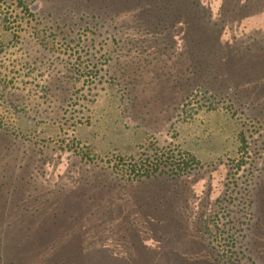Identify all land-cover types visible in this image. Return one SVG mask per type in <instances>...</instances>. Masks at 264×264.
<instances>
[{"label": "rangeland", "instance_id": "374dc122", "mask_svg": "<svg viewBox=\"0 0 264 264\" xmlns=\"http://www.w3.org/2000/svg\"><path fill=\"white\" fill-rule=\"evenodd\" d=\"M198 2L241 56L235 83L201 86L184 30L149 21L156 0H0L4 264L69 247L264 264V0Z\"/></svg>", "mask_w": 264, "mask_h": 264}, {"label": "trees", "instance_id": "16d2710c", "mask_svg": "<svg viewBox=\"0 0 264 264\" xmlns=\"http://www.w3.org/2000/svg\"><path fill=\"white\" fill-rule=\"evenodd\" d=\"M119 2V0H106V2ZM121 1V0H120ZM127 2H132L134 0H126ZM136 2L141 3L142 0H135ZM147 3L150 0H145ZM200 3L198 0H156L157 9H159L161 14H156L153 18H150L149 21H154L157 30L162 32V35L167 34V37L172 40L174 38L173 30L175 31L178 28H182L187 39V45L189 49L187 52L190 53L191 65L189 68L193 69V74L198 73L202 74L203 81L200 83L201 86L218 83L220 81H226L229 78L235 83V77H239L242 74L238 68L239 65V56L237 53H234L228 47L217 46L219 38L216 36V29L218 23L214 22L209 13L201 14L196 10L199 8ZM262 50V49H261ZM263 52V53H262ZM209 54L211 59H209L206 64H202L200 60V55ZM261 53L264 55V47ZM198 72V73H196ZM236 73V74H234ZM224 89V88H218ZM151 176H148L150 178ZM164 193H161V197ZM144 197L141 201L140 210L143 215H147V218L150 217L148 213H151L149 202ZM143 252L146 254L147 262L151 263L152 258L150 257V251L152 250L149 247H140ZM68 249V248H67ZM47 253L45 255H35L33 257L37 258L38 261L36 264H81L83 263L84 255L81 250L77 247L68 250ZM178 258H181L179 254H175ZM132 257V255H131ZM181 258L184 261L186 257L182 256ZM3 255L0 253V264H4ZM150 258V259H149ZM37 260V259H36ZM142 260H139L137 264H141ZM190 262V261H189ZM192 263V262H190ZM9 264H14L11 262ZM130 264H134L133 261ZM182 264V263H181Z\"/></svg>", "mask_w": 264, "mask_h": 264}]
</instances>
